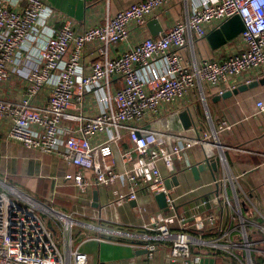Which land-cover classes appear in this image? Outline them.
<instances>
[{"label":"built area","instance_id":"2783aa9c","mask_svg":"<svg viewBox=\"0 0 264 264\" xmlns=\"http://www.w3.org/2000/svg\"><path fill=\"white\" fill-rule=\"evenodd\" d=\"M172 1L135 0L110 12L109 0H104L105 18L78 28L71 17L55 14L47 0H0V123L7 139L39 156L62 159V179L79 195L117 181L125 190L116 194V202L135 200L138 193L153 199L163 193L165 209L149 215L136 205L145 216L137 238L148 258L165 241L169 264H201L206 253L202 246L226 255V264H264V215L258 211L259 219H254L243 212L252 201L225 163L212 183L225 185L228 180L231 194L223 189L200 195V210L190 214L177 206L176 186L166 184L157 164L162 161L172 170L175 160L186 169L209 162L207 138L213 135V144L219 145L217 132L232 123L222 117L210 130L191 136L147 124L179 104L192 87L202 97L205 87L222 94L263 73L264 0H184L183 17L156 35L145 34L147 21L158 20L160 9ZM234 15L243 23L234 49L223 59L184 61L180 50L192 36L204 37ZM114 44L122 47L110 54ZM87 50L94 52L93 60L84 58ZM89 99L94 107L88 110ZM256 106L264 110L261 99ZM124 135L130 147L121 146ZM198 146L202 157L191 163L187 153ZM118 161L120 168L115 169ZM86 169L93 170L91 178L85 176ZM54 192L46 197L51 203ZM207 205L210 209L204 210ZM224 205L228 220L221 227ZM75 224L71 214L0 178V264L86 263L87 254L74 243ZM115 234L125 237L130 232L119 228Z\"/></svg>","mask_w":264,"mask_h":264},{"label":"crops","instance_id":"0c3cea01","mask_svg":"<svg viewBox=\"0 0 264 264\" xmlns=\"http://www.w3.org/2000/svg\"><path fill=\"white\" fill-rule=\"evenodd\" d=\"M131 1L135 0H109L110 12L128 5ZM47 2L55 14L61 13L71 17L78 28L101 22L106 16L104 0H47ZM185 11L184 0H174L165 5L159 11L158 21L161 28H165L172 20L183 17ZM54 24L59 26L61 22L56 20ZM214 29H209L204 37L192 36L191 41L188 40L181 48L180 52L186 63L191 64L192 60L206 57L223 59L229 50L237 46L239 37L236 35L222 45L213 47L207 35ZM142 30L145 34H151L147 23ZM121 47L120 44H114L110 48V54L117 53ZM84 58L93 60L94 52L87 50ZM262 75L264 71L259 77ZM20 83H14V87ZM114 83L117 86L118 81ZM257 99L264 102V84L225 96L218 94L215 87H205L203 97L198 87H192L184 94L179 104L169 107L162 113L166 114L167 119L159 118L160 114L149 121V128L162 130L170 127L180 134L189 136L195 132L210 130L212 123L222 117L232 123L229 129L217 132L216 142L219 145L213 144L215 143L213 135L207 138L211 143L208 152L209 164L215 162V170L207 162H202L203 169L194 174L190 168H183V162L180 160L174 161L172 170H169L162 161H158V167L167 177L169 185L176 186L174 194L180 209L188 213L200 210L196 207L198 197L216 193V190L221 193L226 189L231 194L232 185L228 180L225 185L222 182L217 185L212 183L214 177L222 175L225 163L252 201L253 206L245 205L243 212L254 219H259L258 211L264 215V110L258 111ZM93 107L94 101L89 99L88 110ZM184 109H187L192 117V124L187 128L183 126L179 117V112ZM120 144L125 148L130 147L131 141L124 135ZM201 150L202 148L198 146L188 151L187 158L191 163L202 157ZM65 167V162L56 155L39 156L19 143L7 139L5 129L0 123V178L12 183L38 202L52 204L55 209L71 214L76 219L73 228L74 243L87 254V262L84 264H169L165 257L167 249L165 241H160L153 257L148 258L143 247H140V239L137 238L145 216L138 212L136 205H141L150 215L153 210L160 209L155 199L147 194L138 193L135 200L116 202L114 201L116 194L125 190L119 181L114 186L93 187L79 195L73 185L64 183L62 174ZM114 168H120L119 161ZM92 174V169L85 170L86 177L91 178ZM53 188L54 200L51 203L46 197ZM210 207L207 205L204 210ZM227 215L228 207L224 205L221 227H226ZM187 222H191V219L189 218ZM119 228L130 232L129 236L116 235ZM201 248L206 251L201 264H226V255H215L207 246ZM192 249L198 248L193 246Z\"/></svg>","mask_w":264,"mask_h":264},{"label":"water","instance_id":"95a60500","mask_svg":"<svg viewBox=\"0 0 264 264\" xmlns=\"http://www.w3.org/2000/svg\"><path fill=\"white\" fill-rule=\"evenodd\" d=\"M147 26L149 27L152 35L156 34L161 29L159 21L154 18H151L147 21ZM242 30L243 23L239 15H234L221 23L220 26L210 31L207 35V38L213 47H217L225 43L227 40L238 35ZM258 84H264V75L259 78L253 79L248 83L240 84L232 90H226L224 93H222V95H230L231 93H236L238 91L257 86ZM179 117L185 128L189 127L192 124V117L187 109L181 110L179 112ZM206 162L207 161H205V163ZM207 163L209 164V162ZM203 166V163H199L197 165H192L190 169L194 174H197L201 169H203ZM209 166L212 167L213 170H215V162L210 163ZM166 184L169 185L168 181H166ZM95 197L96 195L94 196V199H96ZM154 199L157 201L160 208H163L165 206L163 193H157L156 195H154Z\"/></svg>","mask_w":264,"mask_h":264},{"label":"rangeland","instance_id":"374dc122","mask_svg":"<svg viewBox=\"0 0 264 264\" xmlns=\"http://www.w3.org/2000/svg\"><path fill=\"white\" fill-rule=\"evenodd\" d=\"M159 118H161V119H167V116H166V114H161L160 116H159ZM148 124V123H147ZM5 171L3 170L2 171V173H4ZM12 179V178H11ZM4 180V179H3ZM12 181V180H11ZM7 183H8V181H7ZM9 184H12V183H10L9 182ZM13 185V184H12ZM2 188H4V189H6L5 187H2ZM7 190V189H6Z\"/></svg>","mask_w":264,"mask_h":264}]
</instances>
